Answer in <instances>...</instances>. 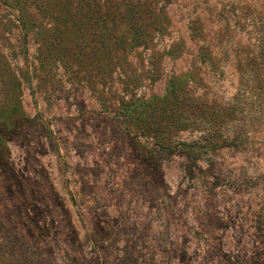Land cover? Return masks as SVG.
I'll return each instance as SVG.
<instances>
[{
    "label": "rangeland",
    "instance_id": "rangeland-1",
    "mask_svg": "<svg viewBox=\"0 0 264 264\" xmlns=\"http://www.w3.org/2000/svg\"><path fill=\"white\" fill-rule=\"evenodd\" d=\"M0 264H264V0H0Z\"/></svg>",
    "mask_w": 264,
    "mask_h": 264
},
{
    "label": "trees",
    "instance_id": "trees-1",
    "mask_svg": "<svg viewBox=\"0 0 264 264\" xmlns=\"http://www.w3.org/2000/svg\"><path fill=\"white\" fill-rule=\"evenodd\" d=\"M163 142V141H158L157 145H156V150L155 153L157 156H160L161 154H166L168 152H170V146L172 147H176V149L178 148H191L192 150H195L197 153L201 154V152L205 151L206 149H214V143L213 142H207V141H196V142H192V143H186L183 141L180 142Z\"/></svg>",
    "mask_w": 264,
    "mask_h": 264
}]
</instances>
